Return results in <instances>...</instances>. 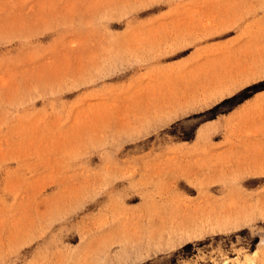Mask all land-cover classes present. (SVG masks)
<instances>
[{
  "label": "rangeland",
  "instance_id": "obj_1",
  "mask_svg": "<svg viewBox=\"0 0 264 264\" xmlns=\"http://www.w3.org/2000/svg\"><path fill=\"white\" fill-rule=\"evenodd\" d=\"M0 264H264V0H0Z\"/></svg>",
  "mask_w": 264,
  "mask_h": 264
}]
</instances>
